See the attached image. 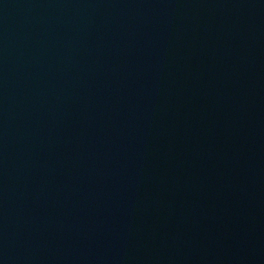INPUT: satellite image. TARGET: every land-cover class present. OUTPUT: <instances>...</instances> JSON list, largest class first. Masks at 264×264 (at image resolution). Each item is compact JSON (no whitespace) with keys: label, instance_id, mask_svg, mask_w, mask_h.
I'll return each mask as SVG.
<instances>
[{"label":"water","instance_id":"1","mask_svg":"<svg viewBox=\"0 0 264 264\" xmlns=\"http://www.w3.org/2000/svg\"><path fill=\"white\" fill-rule=\"evenodd\" d=\"M0 264H264V0H0Z\"/></svg>","mask_w":264,"mask_h":264}]
</instances>
